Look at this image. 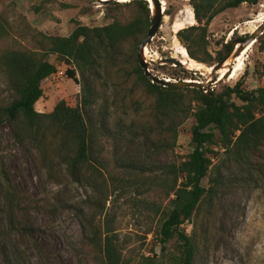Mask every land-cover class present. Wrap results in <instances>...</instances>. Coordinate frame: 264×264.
<instances>
[{
    "label": "trees",
    "instance_id": "1",
    "mask_svg": "<svg viewBox=\"0 0 264 264\" xmlns=\"http://www.w3.org/2000/svg\"><path fill=\"white\" fill-rule=\"evenodd\" d=\"M189 1L196 25L179 29L176 37L190 58L213 65L225 55L218 52L213 58L207 50L211 21L226 9L254 0ZM104 6L109 23L90 27L76 22L67 36L47 34L27 22L16 35H8L0 19V70L7 83V94L0 98V126L7 124L19 145H31L50 175L58 167L69 179L92 188L100 212L112 194L137 195V213L149 222L144 233L151 234L154 244L150 255L138 256L134 264H201L216 234L213 208L226 191L256 187L264 180V86L245 89L242 77L208 96L197 88L152 83L136 58V45L151 25L149 3L110 0ZM255 45L264 54V33ZM49 55L56 62L49 61ZM59 65L66 67L63 75L79 85L80 92L60 99L50 112H40L35 104L43 95L42 83ZM115 76L124 85L122 99L128 97L129 79V90L141 89L154 99L142 116L145 122L128 116L126 109L125 117L115 122V103L109 102L107 90ZM253 77L264 78L263 63H254ZM189 119L192 124L186 130L183 124ZM181 132L191 150L178 155ZM163 154L166 159L156 162ZM12 190L7 167L0 162V209L27 213ZM89 225L87 246L101 264H130L111 218L106 216L103 225ZM16 259L2 252L4 264H18Z\"/></svg>",
    "mask_w": 264,
    "mask_h": 264
},
{
    "label": "rangeland",
    "instance_id": "2",
    "mask_svg": "<svg viewBox=\"0 0 264 264\" xmlns=\"http://www.w3.org/2000/svg\"><path fill=\"white\" fill-rule=\"evenodd\" d=\"M60 3L69 4L71 7L65 8ZM162 5L164 14L161 25L145 48V57L151 72L173 82L194 79L205 83L210 72L207 68L211 65L197 62L201 68L188 67L198 70L194 73L162 62L163 58L169 57L180 58L183 62L178 51L180 46H184L177 41L175 22L183 19V8H191L189 0H162ZM104 14V3L95 0H0V19L4 20L3 25L8 35L13 36L25 22L47 34L67 36L76 22L90 27L109 23ZM263 21L264 0L256 4L241 3L235 8L226 9L214 17L208 27V52L213 58L217 57L218 52L225 55L226 42L249 34ZM194 24L196 25V21ZM183 25L190 26L187 23ZM235 27L237 28L234 29ZM3 42L0 41V48ZM128 54L129 50L127 57ZM48 59L56 62L53 55H49ZM231 59L230 57L227 60L230 61L229 64L231 61L233 63L232 71L221 79L219 73L217 74L218 82L212 86V93L235 85L242 77H245V89L264 86V78L257 81L253 77L256 61L263 63L264 70V54L258 51L257 45L248 47L242 55ZM215 63L216 59L213 65ZM65 68L64 65L58 66V70L63 72ZM119 78L115 76L110 79L107 89L109 102L113 100L115 103V122L125 117L122 112L124 109L128 111V116L135 115V120L145 122L146 117L142 116H147L146 110L154 99L141 89L129 90L131 79L125 86L128 97L122 99L124 91L121 90L124 85ZM42 86L43 95L35 108L46 113L60 99L80 92L79 85L65 75L48 77ZM6 90V78L0 70V98L6 96ZM141 113L143 114L138 118L136 115ZM125 122H129V117ZM191 124V119L187 120L183 124L184 129L188 130ZM190 150L189 138L185 132H181L175 152L182 155ZM166 157L163 154L155 160L158 162ZM0 162L7 167L12 191L18 201L26 206L27 212L20 209L11 212L5 207L0 209V264H4L2 252L16 256L18 264H101L99 255L91 254L87 246L91 235L89 222L103 225L106 216L113 220L116 240L122 246V255L130 260V264H134L140 255H150L154 241L151 234L144 233L149 222L137 213L136 194L120 198L112 194L100 212V208L93 204L95 194L92 188L69 179L58 167L50 175L40 164L31 145L21 146L15 142L7 124L0 126ZM215 207L211 221L216 234L212 244L206 247L201 264H264V180L256 187L247 185L246 188L240 186L226 191L224 198ZM26 225L32 227V231L23 230ZM185 227L187 231L191 230V225Z\"/></svg>",
    "mask_w": 264,
    "mask_h": 264
},
{
    "label": "water",
    "instance_id": "3",
    "mask_svg": "<svg viewBox=\"0 0 264 264\" xmlns=\"http://www.w3.org/2000/svg\"><path fill=\"white\" fill-rule=\"evenodd\" d=\"M101 1L103 3L108 2L110 0ZM118 1V0H115ZM149 3V8L151 9V25L148 30V32L145 34V36L137 43L136 45V58L138 65L143 70L144 75L152 82L157 83L162 86H175V87H190V88H197L199 89L203 94H207L208 96L212 95V86L216 85L218 82V71L221 68H224V63L228 58L235 59L238 56L242 55V53L248 48L252 47L254 43L257 41L258 36L262 35L264 33V21L257 24L256 27L252 32L249 34L243 36V37H236L231 39L229 42L225 43L226 48V54L225 56L217 61L214 65H211L209 77L207 78L206 82L203 83L202 81L194 80V79H182L179 81H170L164 78H161L155 74H153L149 68V62L146 60L144 50L151 41V39L154 37L156 32L158 31L162 17H163V5L162 0H146ZM259 0H254L253 4L258 3ZM235 27L234 29H236ZM231 46L232 48H230ZM190 58V57H189ZM162 62L171 64L173 66H179L181 68H185L189 72L197 73L198 70H194L192 68H188L187 65L185 66L184 62H182V59L180 58H163ZM197 62V61H196ZM233 63L227 65V70L225 72V75L227 76L232 71Z\"/></svg>",
    "mask_w": 264,
    "mask_h": 264
},
{
    "label": "bare ground",
    "instance_id": "4",
    "mask_svg": "<svg viewBox=\"0 0 264 264\" xmlns=\"http://www.w3.org/2000/svg\"><path fill=\"white\" fill-rule=\"evenodd\" d=\"M102 1H105V0H102ZM118 1L125 2V1H128V0H118ZM184 1L187 2L188 0H184ZM181 13H183L184 17H183V19L178 20V21L175 22V33L179 29L184 27V25H183L184 23H187L189 25H193L195 23L193 10L191 8H189L187 6L186 9L183 8V12L181 11ZM177 41H178V39H177ZM144 54H145V50H144ZM178 54L180 55L181 58H183V62L188 64L187 67L191 66V67H195V68H201V66L196 61H194L193 59L189 58V55H188V53H187V51H186V49L184 47H182V46L179 47ZM229 62H230L229 60H226L225 63H224V68H221L218 71V73L220 75V79L225 75V72L227 70L226 68H227V65H229ZM207 71H210L209 68H207Z\"/></svg>",
    "mask_w": 264,
    "mask_h": 264
},
{
    "label": "built area",
    "instance_id": "5",
    "mask_svg": "<svg viewBox=\"0 0 264 264\" xmlns=\"http://www.w3.org/2000/svg\"><path fill=\"white\" fill-rule=\"evenodd\" d=\"M63 74H64L63 71H61V70H57L56 73L52 74V75L49 76V77H52V76H55V77H63ZM167 80H169V79H167Z\"/></svg>",
    "mask_w": 264,
    "mask_h": 264
}]
</instances>
